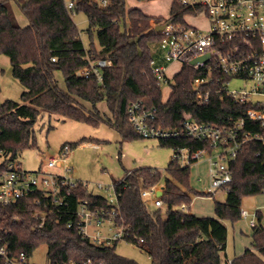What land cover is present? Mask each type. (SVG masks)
<instances>
[{
	"label": "trees",
	"instance_id": "trees-1",
	"mask_svg": "<svg viewBox=\"0 0 264 264\" xmlns=\"http://www.w3.org/2000/svg\"><path fill=\"white\" fill-rule=\"evenodd\" d=\"M12 1L28 19L26 27L18 24ZM80 12L88 19L90 38L96 33L98 47L93 42L85 46L73 19L74 13ZM195 13L172 2L167 21L183 22L186 15ZM162 19L138 8L128 9L126 0H107L105 6L94 0H75L71 10L65 0H0V54L10 59L13 77L25 88L20 102H0V154L4 165L16 160L20 152L38 147L34 128L44 112L94 127L106 124L125 141L144 139L134 131L128 115L129 105L136 101L156 110V126L168 130L180 128L187 118L221 128L239 120L249 106L234 102L215 82L200 88L210 90V100L205 104L197 101L194 81L208 73L187 64L173 76L169 98L163 100L162 89L151 71L152 62L159 59L161 40L151 23L159 25ZM98 60L112 63L103 69L102 82L94 76H76L77 71ZM57 72L63 75L65 89L59 86ZM103 101L111 117L98 109ZM243 131L257 133L263 129L259 123L247 121ZM87 142L82 140L71 147ZM159 144L175 152L182 148L191 152L212 150L206 143L188 137L160 139ZM195 163L182 166L178 159H171L166 170L170 178L163 184L162 208L152 211L142 199L144 189L160 185L162 174L155 168H142L114 182L117 206L79 184L72 189L69 210L84 201L91 209L106 214L115 208V224L127 229L129 241L135 245L144 240L151 264H228L224 221H240L243 198L264 193V145L257 140L247 141L230 162L233 181L227 200L215 203L216 217L190 213L192 195L206 196L191 187V165ZM37 199L43 202L38 205ZM36 211L46 212L44 222L34 216ZM71 218L65 214L59 219L56 207L42 194L30 195L12 206H0V246L32 256L45 245L49 264L88 260L93 264H138L117 254V244L100 247L88 243L78 230L67 227ZM252 244L254 251L247 249L231 264H264L261 224L253 228Z\"/></svg>",
	"mask_w": 264,
	"mask_h": 264
},
{
	"label": "built area",
	"instance_id": "built-area-1",
	"mask_svg": "<svg viewBox=\"0 0 264 264\" xmlns=\"http://www.w3.org/2000/svg\"><path fill=\"white\" fill-rule=\"evenodd\" d=\"M65 1L68 9L74 8L75 0ZM173 2L197 13L186 15L183 22L166 21L164 24H168L165 28L157 32L161 36L158 44L160 54L159 59L152 62L151 71L161 89L171 86L173 77L167 75L171 65L177 63L181 66V70L187 64L197 70L205 69L208 73L207 77L194 81L196 98L200 104L207 103L211 94L210 90L200 88L215 82L234 102L249 107L232 126L224 128L211 123H198L192 118H187L180 128L164 129L155 124L156 110L147 109L142 101L132 102L129 105V119L134 131L144 139L188 137L209 145L211 151L207 148L195 152H191L188 148L178 149L174 151L173 158L178 159L181 165L185 166L192 162L197 163L203 156L209 154L211 188L204 194L206 197H214L215 191L219 190L227 195L233 181L230 162L238 157L244 143L257 140L264 145V0H173ZM100 3L105 6L107 0H100ZM188 17L202 19L206 27L189 24ZM199 58H203V61L196 65L191 64ZM111 65L110 60H98L89 67L77 71L76 76L78 78L94 76L98 82H102L103 69ZM233 80L242 81L244 87L230 90L229 85ZM247 121L259 123L263 131L244 132ZM72 150L71 145L62 146L58 154L47 157L45 161L42 160L41 165L45 162L47 170L39 169L35 172L23 170L17 159L5 165L2 159L0 206H12L30 195L42 194L56 207L59 219L65 214L71 215L67 227L78 230L88 243L110 247L124 241L148 254L147 249L143 247L145 244L143 239L135 245L129 241L130 235L127 229L115 224L113 219L116 216L115 208L112 209L111 214H106L104 210L91 209L88 202L84 201L77 203L75 210H69L72 189L82 184L90 191L88 184L74 180L69 175L72 169L67 164V158ZM214 151H218L215 156L217 161H213ZM53 169H61L62 173L52 172ZM97 188L114 190V195L104 198L110 205H118V195L114 185L106 187L99 184ZM158 192L163 193V185L144 189L142 199L148 205L151 203L156 208H162L163 202L157 195ZM42 202L41 199L36 200L38 205ZM181 209L185 210L186 206H182ZM46 215L44 211L34 212V216L41 217L42 222ZM241 218L249 220L250 227L255 228L259 212L250 214L241 209ZM231 263L232 261L228 262ZM0 264L35 263L32 262V256L26 252L13 253L7 246H0ZM69 264H93V262L88 260Z\"/></svg>",
	"mask_w": 264,
	"mask_h": 264
},
{
	"label": "rangeland",
	"instance_id": "rangeland-1",
	"mask_svg": "<svg viewBox=\"0 0 264 264\" xmlns=\"http://www.w3.org/2000/svg\"><path fill=\"white\" fill-rule=\"evenodd\" d=\"M100 2V0H94ZM172 0H156L152 2H138L137 0H126L127 8H138L144 13L154 16V18H163V25L170 16ZM16 6H18L16 4ZM17 13L23 17L20 9L16 7ZM73 19L81 32L82 40L88 48L91 42L98 47L96 33L93 37L88 35V19L82 12L74 13ZM191 25L206 27L202 19L187 18ZM19 24V23H18ZM152 26H155L153 21ZM128 25H130L128 23ZM179 64H173L167 71L169 77H173L180 70ZM59 86L65 89V82L61 72L56 73ZM244 83L239 80H233L230 90H239L244 87ZM25 92V88L12 75L10 59L0 54V102L11 100L20 102L21 95ZM163 100L169 98L171 88L164 87L162 89ZM90 107L89 104H87ZM103 115L111 117L106 102H100L97 105ZM37 140V148L27 149L19 153L17 160L21 164L23 170L27 172H35L39 169L47 170L45 162L41 165L42 160L47 157L54 156L59 153L64 145H71L82 140L88 141L81 143L74 148L68 158L67 164L72 169L69 174L74 180H80L88 184L90 191L99 196L109 197L114 195V190L106 191L97 188L99 184L113 186L115 181L124 180L129 172H134L142 168H155L161 174L160 185H163L166 178H170L167 168L174 157V150L163 148L159 144L158 139H136L125 141L120 133L107 126L101 124L98 127L92 125L64 119L61 116L42 113L34 128ZM218 151L212 153L213 161H217L216 155ZM3 157L0 154V162ZM209 154L203 156L197 163L191 165L190 182L195 192L207 193L210 186L209 179ZM55 173H62L61 169L51 170ZM224 200L221 191H215L214 197H196L193 198L191 209L193 213L200 214L201 217H216L215 203H222ZM150 210H155L149 203ZM242 210L248 211L250 214L262 210L264 214V193L256 196H248L243 198ZM224 225L228 229L227 239V255L228 258L239 257L246 248H252V229L249 220L241 218L240 221L233 224L230 221H224ZM264 225V220H263ZM264 227V226H263ZM48 248L43 245L32 254V262L35 264H49L47 257ZM116 252L122 257L136 261L138 264H151L149 255L142 249L133 244L120 241L117 244Z\"/></svg>",
	"mask_w": 264,
	"mask_h": 264
},
{
	"label": "crops",
	"instance_id": "crops-1",
	"mask_svg": "<svg viewBox=\"0 0 264 264\" xmlns=\"http://www.w3.org/2000/svg\"><path fill=\"white\" fill-rule=\"evenodd\" d=\"M173 2V0L171 1V3ZM16 2L15 1H12V7H13V10H14V14H15V17H16V20H17V22L19 23V25L21 26V27H26L28 24H29V21H28V19L23 15V17H25V18H22V17H20L19 15H18V13H17V10H16V7H18L19 9H20V7H19V5L18 6H16ZM172 5V4H171ZM21 11V10H20ZM143 11V10H142ZM144 12V11H143ZM22 13V12H21ZM151 16V15H150ZM154 17V16H153ZM177 64V63H176ZM170 68V67H169ZM169 70V69H168ZM180 71V70H179ZM171 93V92H170ZM164 101H166V100H164ZM223 194V193H222ZM225 194H223V197H224V200H223V202L225 201ZM198 198V197H200V196H194V195H192V201H193V198ZM206 197V196H205ZM214 210H215V208H214ZM259 212V219H261V222H259V220H258V223H257V226L259 225V224H261L262 226H264L263 225V220H264V214H263V211L262 210H259L258 211ZM190 213L191 214H193V215H195V216H197V217H201V215L200 214H196V213H193L192 212V209H191V211H190ZM215 215H216V213H215ZM252 228V227H251ZM228 230V229H227ZM251 236H253V229H252V232H251ZM228 239V238H227ZM247 249H250V248H246L245 249V251L247 250ZM250 250H252V251H254V248H253V244H252V248L250 249ZM244 251V252H245ZM244 252H243V254H244ZM242 254V255H243ZM224 255L226 256V262H230V261H232L233 259H235V258H237V257H235V258H228V255H227V244H226V250H225V252H224Z\"/></svg>",
	"mask_w": 264,
	"mask_h": 264
},
{
	"label": "water",
	"instance_id": "water-1",
	"mask_svg": "<svg viewBox=\"0 0 264 264\" xmlns=\"http://www.w3.org/2000/svg\"><path fill=\"white\" fill-rule=\"evenodd\" d=\"M167 24H168V23H166V24H164V25L157 26V27L155 28L156 32H160V31H162V30L165 28V26H166ZM201 61H203V58L196 59V60H194L191 64H192V65H196L197 63H199V62H201ZM157 195H158L159 197H161V196L163 195V193H162V192H158ZM227 198H228V196L226 195V196H225V200H227Z\"/></svg>",
	"mask_w": 264,
	"mask_h": 264
}]
</instances>
